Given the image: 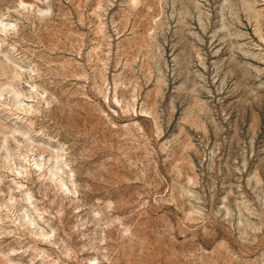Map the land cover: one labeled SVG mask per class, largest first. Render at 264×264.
I'll return each mask as SVG.
<instances>
[{
	"label": "rangeland",
	"instance_id": "374dc122",
	"mask_svg": "<svg viewBox=\"0 0 264 264\" xmlns=\"http://www.w3.org/2000/svg\"><path fill=\"white\" fill-rule=\"evenodd\" d=\"M0 264H264V0H0Z\"/></svg>",
	"mask_w": 264,
	"mask_h": 264
}]
</instances>
